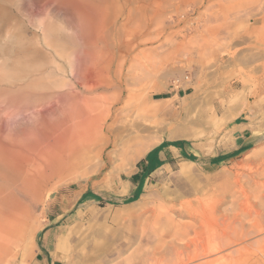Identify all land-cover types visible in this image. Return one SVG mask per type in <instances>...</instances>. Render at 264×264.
<instances>
[{
  "label": "rangeland",
  "instance_id": "obj_1",
  "mask_svg": "<svg viewBox=\"0 0 264 264\" xmlns=\"http://www.w3.org/2000/svg\"><path fill=\"white\" fill-rule=\"evenodd\" d=\"M110 1L0 0L3 109L15 104V83L48 97L63 80L88 94L75 75L111 82L124 94L118 107L134 94L111 140L55 159L37 194L22 196L27 228L13 264H264V140L237 156L227 128L251 108L262 112L264 0ZM51 101L30 96L18 110ZM2 108L0 123L12 122ZM181 140L201 159L229 157L199 166L172 148L135 188L139 161ZM143 189L138 212L108 202ZM89 190L108 196L82 200Z\"/></svg>",
  "mask_w": 264,
  "mask_h": 264
},
{
  "label": "bare ground",
  "instance_id": "obj_2",
  "mask_svg": "<svg viewBox=\"0 0 264 264\" xmlns=\"http://www.w3.org/2000/svg\"><path fill=\"white\" fill-rule=\"evenodd\" d=\"M79 20H81L80 17ZM66 28L69 29L68 27ZM112 39L109 37L110 41ZM18 79L16 78L14 80L18 81ZM73 83L85 88L88 94H82L74 88L64 89L67 82L63 80L55 84L54 93H50L48 97L43 94L33 95V93L22 92L20 84L15 83V104L13 105L12 103V106L9 104L4 109L0 106L3 115H6L7 119H13L12 122L6 124L0 123V264H13L18 255V250L22 245V239L25 236L27 223L22 196L37 194L39 191V178L45 172L46 168L49 167L50 163L65 154L68 155L70 152H80L89 145L100 142L101 140H111L113 135L121 129L119 124L133 110L134 102L131 101H133L134 94L130 93L128 95V99L125 102L127 105L123 104L121 107H118L117 104L122 103L124 94L119 90H114L113 92L111 90L113 84L105 79L97 77L94 80L91 76L79 77L75 75L73 76ZM30 96L37 100H45V102L52 100V104H47L48 106L40 105V107L39 105H35L32 110H18L20 103H29ZM4 104L7 105V103ZM146 107L148 111L150 106L146 105ZM22 111H25V113ZM30 118H34L33 122L30 125L24 126L23 120L25 121ZM137 136H130L129 140L132 141ZM170 137L171 139L175 138L173 135ZM117 139L124 146L129 145V142L127 143L123 140V137L117 136ZM184 172L182 169L179 174L185 175ZM146 200V191H144L137 203H140L141 208H143L147 202ZM129 205H133V203ZM139 210L131 206L129 209H124L126 212H138ZM140 212L145 213V210L142 209Z\"/></svg>",
  "mask_w": 264,
  "mask_h": 264
},
{
  "label": "crops",
  "instance_id": "obj_3",
  "mask_svg": "<svg viewBox=\"0 0 264 264\" xmlns=\"http://www.w3.org/2000/svg\"><path fill=\"white\" fill-rule=\"evenodd\" d=\"M184 92L186 93L188 90H190V87L183 88ZM176 95H181V91H178L177 93L174 94ZM264 101V100H263ZM146 105H149V101H145ZM262 105V112L257 113V108H251L250 111V117L245 114L244 116L241 117V119H235L234 121L230 122L227 124V128L229 130V133L231 134L232 137V147L230 151H232L235 155H240L260 143L261 141L264 140V102L261 103ZM146 107V106H145ZM147 111V107L145 108ZM172 148L175 150L176 155L179 156L180 152H183V154L186 153H192L193 155L197 156L191 147V144H189V147L187 150L182 149V148H177V147H166L165 149H156L151 152L150 156H153L152 162L149 161V158L144 160L142 163V167L139 170V178L135 184V188L139 184L140 181H142V187L145 183V179H147L153 172L158 170L159 168H163L164 166L167 165L168 163V157H174ZM181 155V154H180ZM198 157V156H197ZM221 157L220 160L218 158ZM229 156L226 155H218L216 158H211V157H204L203 159L199 158L200 161L202 162L203 160L205 161L206 164H212L216 162L223 161L224 159L228 158ZM206 159H209L206 160ZM193 162V161H192ZM194 163V162H193ZM203 163V162H202ZM204 164V163H203ZM202 164V165H203ZM152 171L150 174L149 172ZM145 188V187H144ZM144 191V189H143ZM143 193V192H142ZM142 193L140 194L139 198L135 200L134 202L131 203H136ZM131 203L123 204L122 206H127L125 208H130L129 205ZM124 208V209H125ZM50 228L49 230H51ZM52 231V230H51ZM50 234V233H49ZM47 240V239H46ZM48 244V240L46 241ZM42 264H55L54 262H49L46 259L43 260Z\"/></svg>",
  "mask_w": 264,
  "mask_h": 264
},
{
  "label": "trees",
  "instance_id": "obj_4",
  "mask_svg": "<svg viewBox=\"0 0 264 264\" xmlns=\"http://www.w3.org/2000/svg\"><path fill=\"white\" fill-rule=\"evenodd\" d=\"M168 145H174L175 147H179V148H182V149H185V150H187V148L189 147V144H190V142L189 141H186V140H181V141H176V142H172V143H167ZM150 154L151 153H149L148 155H147V157L145 158V160L146 159H148L149 157H150ZM184 156L187 158V159H189V160H191V161H193V162H195V163H197L199 166H202V162L200 161V159L197 157V156H195V155H193L192 153H184ZM221 159V157H219L218 158V160H220ZM206 160H208L209 161V159H206ZM144 162V159H142L141 161H139V163H138V165H142V163ZM152 171H150L149 172V174L151 173ZM133 180L134 181H137L138 180V178H139V175H138V173L137 174H135V175H133ZM108 196V194H107V192H105V191H87L83 196H82V200L83 199H86V198H94V199H105L106 197ZM137 198L138 197H136V198H130V199H127V200H123V201H113V200H108V202H111V203H114V204H127V203H130V202H132V201H134V200H137Z\"/></svg>",
  "mask_w": 264,
  "mask_h": 264
}]
</instances>
